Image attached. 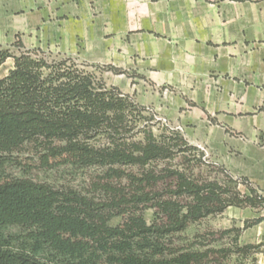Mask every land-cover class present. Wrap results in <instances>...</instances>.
<instances>
[{"label":"trees","instance_id":"16d2710c","mask_svg":"<svg viewBox=\"0 0 264 264\" xmlns=\"http://www.w3.org/2000/svg\"><path fill=\"white\" fill-rule=\"evenodd\" d=\"M15 46L22 49L18 55L0 46V65L13 59V67L0 77V228H27L34 245L29 252L15 250L0 234V264H53L37 256L44 247L59 254L61 264H206L212 252L227 254L225 249L171 248L167 239L229 206L260 208L261 193L238 178L247 187L241 193L227 172L222 184L179 168L155 170L151 164L194 146L167 127L159 136L144 128L136 138L129 116L145 107L107 88L81 68L86 64L69 57L48 61L38 56L42 50L25 49L18 37ZM15 153L27 154L25 172L32 167L102 168L93 190L103 198L11 176L5 170L16 161ZM193 157L200 161L203 154ZM166 178L169 184L159 190ZM146 207L154 209L150 223L140 214ZM123 214L128 215L123 223H109ZM249 248L256 246L239 251Z\"/></svg>","mask_w":264,"mask_h":264},{"label":"crops","instance_id":"0c3cea01","mask_svg":"<svg viewBox=\"0 0 264 264\" xmlns=\"http://www.w3.org/2000/svg\"><path fill=\"white\" fill-rule=\"evenodd\" d=\"M17 37L110 67L102 78H126L112 85L264 195V0H0V44Z\"/></svg>","mask_w":264,"mask_h":264},{"label":"rangeland","instance_id":"374dc122","mask_svg":"<svg viewBox=\"0 0 264 264\" xmlns=\"http://www.w3.org/2000/svg\"><path fill=\"white\" fill-rule=\"evenodd\" d=\"M16 41L17 38L6 44H0V46L8 49L12 55H18L22 52V49L15 46ZM38 56L43 57L48 61L67 57L52 54L46 51L38 53ZM8 58H10L13 62L12 57ZM69 58L73 59L78 64H86L84 62H79L77 59L72 57ZM5 61L0 69V73L5 71L10 64L7 63V61L5 63ZM8 62L10 61L8 60ZM81 68L86 71L93 72L97 77L96 79L100 80L107 88L115 87L119 92L126 94L117 85H112V83H116L124 89L126 78H102V73L104 71H109L111 69L110 67L91 66L86 64L82 65ZM117 70L118 73H121L119 69ZM130 98L134 103H136L132 97ZM129 121V126L132 127L131 133H134L136 138L140 137L141 133L139 132L145 129H151L156 136H159L160 134L166 132H164L165 127L168 129L173 128L164 118L157 116L148 107H145V110L141 111L139 115L136 111L133 112L131 116H129ZM178 132L182 134L179 130ZM190 145L194 146L195 149L185 151V153H178L170 160L160 161L155 164H151V166L157 171L164 166L171 169L179 168L181 170H185L187 174H192L198 179H214L222 184H226L228 176L226 172L232 176L228 170L222 165L212 162L207 157L202 147L193 144ZM201 153L203 154V157H201L200 161H194L195 158L193 156H196V159H198V156ZM26 155V153L13 154L12 157L15 158L16 161L8 163L5 171L11 176L29 177L36 181L48 183L56 188H73L84 194L86 193L96 198H103L102 193L93 190V182L99 179L103 172L102 168L61 166L53 169H38L36 167H32V169L25 172L26 166L24 162H26V160H24V158ZM128 169L135 172L137 171V168ZM233 178L237 181L236 188L241 193L247 192L246 184L240 182L236 177ZM167 184H169V178L160 181L158 184L159 190H163ZM140 211V214L148 223L154 219L153 208L146 207ZM127 216V214L115 215L109 223L111 225L121 224L126 220ZM256 219H259L257 223L245 227L246 224H249ZM28 232L29 229L21 226H8L0 228L2 238L10 241L11 248L15 250L24 249L29 252L32 251L34 243L33 240H30L27 237ZM167 242H169V246H171V248H183L199 251L207 249L227 250V254L225 255L218 252L210 253L206 264H256L257 260H260L261 256L264 254V206L260 208L229 206L222 213L209 215L199 221L189 223L183 231L170 236L167 239ZM247 245H253L256 246V248L239 251L240 248ZM37 256L42 260L53 264H61L63 262V258L59 254L53 252L47 247L40 250L37 253Z\"/></svg>","mask_w":264,"mask_h":264}]
</instances>
